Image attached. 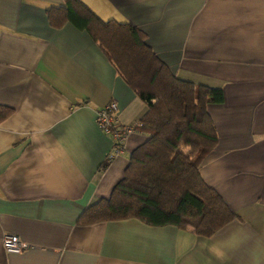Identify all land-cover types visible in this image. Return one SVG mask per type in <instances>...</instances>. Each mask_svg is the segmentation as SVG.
<instances>
[{"label":"crops","instance_id":"obj_1","mask_svg":"<svg viewBox=\"0 0 264 264\" xmlns=\"http://www.w3.org/2000/svg\"><path fill=\"white\" fill-rule=\"evenodd\" d=\"M81 1L144 31L177 77L223 91L200 173L238 219L209 238L135 218L80 224L148 138L137 130L113 155L97 113L116 103L135 126L147 106L87 32L50 25L63 0H0V264H264V0ZM8 235L27 248L8 254Z\"/></svg>","mask_w":264,"mask_h":264},{"label":"trees","instance_id":"obj_2","mask_svg":"<svg viewBox=\"0 0 264 264\" xmlns=\"http://www.w3.org/2000/svg\"><path fill=\"white\" fill-rule=\"evenodd\" d=\"M63 2L48 10L50 25L70 23L87 32L147 106L138 126L147 140L132 152L111 197L85 210L80 224L135 218L209 238L238 219L200 173L219 143L209 106L224 103L223 91L177 77L135 25L104 21L81 0ZM10 113L5 110L0 120Z\"/></svg>","mask_w":264,"mask_h":264},{"label":"built area","instance_id":"obj_3","mask_svg":"<svg viewBox=\"0 0 264 264\" xmlns=\"http://www.w3.org/2000/svg\"><path fill=\"white\" fill-rule=\"evenodd\" d=\"M119 107L116 103H111L97 113V122L100 129L108 135H111L115 141L113 155L121 154L124 150V144L127 139L137 132L138 125L123 126L119 124L117 118ZM3 246L8 254H21L27 245L15 235H8L3 240Z\"/></svg>","mask_w":264,"mask_h":264}]
</instances>
